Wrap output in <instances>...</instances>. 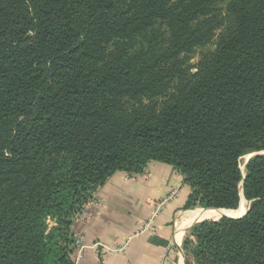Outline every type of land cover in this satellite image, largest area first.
I'll return each instance as SVG.
<instances>
[{
    "label": "trees",
    "instance_id": "16d2710c",
    "mask_svg": "<svg viewBox=\"0 0 264 264\" xmlns=\"http://www.w3.org/2000/svg\"><path fill=\"white\" fill-rule=\"evenodd\" d=\"M214 49L200 54L210 45ZM264 0H0V264H75L113 174L166 165L185 264H264Z\"/></svg>",
    "mask_w": 264,
    "mask_h": 264
},
{
    "label": "crops",
    "instance_id": "0c3cea01",
    "mask_svg": "<svg viewBox=\"0 0 264 264\" xmlns=\"http://www.w3.org/2000/svg\"><path fill=\"white\" fill-rule=\"evenodd\" d=\"M189 193L181 175L156 162L138 176L113 174L73 226L82 264H183L182 237L199 222L185 224L177 240L176 220L200 209L184 210Z\"/></svg>",
    "mask_w": 264,
    "mask_h": 264
},
{
    "label": "bare ground",
    "instance_id": "6f19581e",
    "mask_svg": "<svg viewBox=\"0 0 264 264\" xmlns=\"http://www.w3.org/2000/svg\"><path fill=\"white\" fill-rule=\"evenodd\" d=\"M244 170V169H243ZM242 171V168H241ZM243 173V171H242ZM240 207L237 210H204V209H196L192 211H188L182 214L176 220V229H177V240L182 233L183 226L191 221H203V220H213L218 219L220 217H231L238 218L244 215L248 209V202L242 197V192L240 193ZM181 260L179 264H181Z\"/></svg>",
    "mask_w": 264,
    "mask_h": 264
},
{
    "label": "rangeland",
    "instance_id": "374dc122",
    "mask_svg": "<svg viewBox=\"0 0 264 264\" xmlns=\"http://www.w3.org/2000/svg\"><path fill=\"white\" fill-rule=\"evenodd\" d=\"M216 43V39H214V41L210 44V45H208L207 47H205V48H203V49H201V50H198L197 52H196V54L194 55V57H193V59H192V61H191V63L192 64H196L197 63V61H198V59H199V57H200V54H202V53H206V52H208V51H212L213 49H214V44ZM246 157H244L242 160H241V168H242V171L244 172V164H245V162H246ZM248 202V201H247ZM182 234V233H181ZM181 234H180V236H181ZM185 235H186V232H185V234L183 235V237H182V240H181V244H182V241H183V239H184V237H185ZM77 238V237H76ZM77 241H78V243H77V251H76V255H75V258H74V262H75V264H82V262H83V260H84V257H85V249H84V247H83V245H82V240L80 239V237L79 238H77Z\"/></svg>",
    "mask_w": 264,
    "mask_h": 264
},
{
    "label": "water",
    "instance_id": "95a60500",
    "mask_svg": "<svg viewBox=\"0 0 264 264\" xmlns=\"http://www.w3.org/2000/svg\"><path fill=\"white\" fill-rule=\"evenodd\" d=\"M262 154H264V153H251V154L245 156L247 159H246V162H245V164H244V170H245V165L247 164V162H248L251 158H254V157H256V156H260V155H262ZM241 172H242V171H241ZM242 175H243L242 177H243V180H244V178H245V174H244V172L242 173ZM242 197H243V193H242ZM243 198H244V197H243ZM250 203H251V202H248V204H249L248 209H247L246 213H245L244 215H242L241 217H238V218L220 217V218H218V219H213V220H203V221H217V220H219V219H221V218H229V219H239V218H242V217L245 216V215L247 214V212L249 211ZM203 221H199V222H197V223H200V222H203ZM183 264H185V261H184Z\"/></svg>",
    "mask_w": 264,
    "mask_h": 264
},
{
    "label": "built area",
    "instance_id": "2783aa9c",
    "mask_svg": "<svg viewBox=\"0 0 264 264\" xmlns=\"http://www.w3.org/2000/svg\"><path fill=\"white\" fill-rule=\"evenodd\" d=\"M173 195H174V192L171 194V196H170L169 198H171ZM86 207H87V206H86ZM174 225H175V223H174ZM77 243H78V241H77ZM77 243H76V244H77Z\"/></svg>",
    "mask_w": 264,
    "mask_h": 264
}]
</instances>
